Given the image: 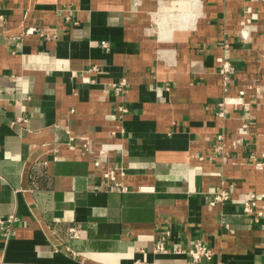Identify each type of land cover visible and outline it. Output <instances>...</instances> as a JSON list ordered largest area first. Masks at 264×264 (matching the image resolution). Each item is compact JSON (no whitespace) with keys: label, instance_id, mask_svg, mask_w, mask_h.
<instances>
[{"label":"crops","instance_id":"0c3cea01","mask_svg":"<svg viewBox=\"0 0 264 264\" xmlns=\"http://www.w3.org/2000/svg\"><path fill=\"white\" fill-rule=\"evenodd\" d=\"M261 193L264 0H0V264H264Z\"/></svg>","mask_w":264,"mask_h":264},{"label":"built area","instance_id":"2783aa9c","mask_svg":"<svg viewBox=\"0 0 264 264\" xmlns=\"http://www.w3.org/2000/svg\"><path fill=\"white\" fill-rule=\"evenodd\" d=\"M247 11H248L249 16H247L245 20L241 21L242 32L245 31L246 33L248 30V24L250 21V17L254 16L253 10H250V8H248ZM65 21L71 22L73 24L75 23V21L72 20L70 18V15L68 14L65 16ZM33 31H36L41 35L44 34V32H42L40 28H36V27H29V28H26L25 30V32H33ZM246 33L242 34V36L246 37L247 36ZM101 43H102V46L104 47L107 46L106 41L103 40ZM92 68L97 70L96 66H93ZM231 70L232 69H231V65L229 61H223L222 64L220 65L218 71L220 75L222 76V80L224 81V83H226V81L230 78ZM125 85H126V80L125 78H122L120 81L117 82V84H115L114 88L121 91ZM119 109L121 111H126L127 108L123 105H120ZM15 120H26V117L15 118ZM222 137H223L222 134L218 135L219 139H222ZM73 140H74V135L69 133L68 138L65 141L66 147L69 149L79 150L80 147H77L74 144ZM219 149H220L219 145L215 147V151H217V153L220 151ZM58 156H59V152H58V149H56L53 152L51 157L53 159H57ZM94 163L97 165L98 161H95ZM260 165H261V162L255 163V167H259ZM101 177L105 179L106 183L110 187L116 190H119V191L127 190V186L122 182L119 174L118 175L114 174L112 171H107V172L105 171L101 173ZM140 189L144 190L146 188L140 187ZM211 194L212 196L209 200L210 205L222 203L226 200H229L231 197L229 194L228 188L224 184H219L215 186ZM259 195L261 198H264V194L261 193ZM242 212L252 217L254 221H258L264 218V204L260 205L257 203V194H252L249 198H245L244 200H242ZM15 219L16 218L14 214H9L8 216H0V228L7 230L8 225L10 223H13ZM69 235L72 238L79 237V226L78 225L70 226ZM152 251L157 254H165V253H170V252L184 253L187 256H189V258L194 264H203L204 260H209L212 257L211 248L207 246L205 242H203L201 239H196L190 247H182L181 245H178L173 248H169L166 245L165 237L161 236L160 238L156 240ZM133 264H152V263L146 259V254L145 252H143L142 257L135 259Z\"/></svg>","mask_w":264,"mask_h":264},{"label":"bare ground","instance_id":"6f19581e","mask_svg":"<svg viewBox=\"0 0 264 264\" xmlns=\"http://www.w3.org/2000/svg\"><path fill=\"white\" fill-rule=\"evenodd\" d=\"M164 20V19H163ZM262 165L259 166V168L261 167Z\"/></svg>","mask_w":264,"mask_h":264}]
</instances>
